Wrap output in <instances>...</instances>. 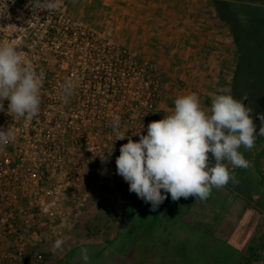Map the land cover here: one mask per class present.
<instances>
[{"label": "built area", "instance_id": "2783aa9c", "mask_svg": "<svg viewBox=\"0 0 264 264\" xmlns=\"http://www.w3.org/2000/svg\"><path fill=\"white\" fill-rule=\"evenodd\" d=\"M0 42L15 45L44 79L38 117L0 111V129L16 137L0 145V264H24L45 228L64 227L119 181L116 158L128 139L115 141L113 119L133 141L146 135L160 120L164 68L74 17L65 0L37 8L0 0Z\"/></svg>", "mask_w": 264, "mask_h": 264}, {"label": "rangeland", "instance_id": "374dc122", "mask_svg": "<svg viewBox=\"0 0 264 264\" xmlns=\"http://www.w3.org/2000/svg\"><path fill=\"white\" fill-rule=\"evenodd\" d=\"M65 2L70 14L104 30L112 38L123 39L130 30L131 22L126 13L133 4L132 0ZM228 33L231 36L229 30ZM237 38L242 48L240 71L244 75L248 69L253 70L248 74L253 86L248 95L252 100L246 101L254 109L251 115L258 131L261 122L257 114L264 113V9H252L251 15L238 18ZM231 42L237 63L233 38ZM175 88L178 87L170 84L161 87L159 105L165 112L162 114L158 107L160 120L161 116L164 118L174 110ZM187 92L195 93L207 112L206 99L204 102L197 90ZM244 95L245 92L241 97ZM244 150L240 148V151ZM245 152L252 164L250 168L231 169L232 166L228 165L236 173L244 172V179L231 186L235 187L233 190L227 186L213 189L203 205L210 207L209 216L205 219V214H201L203 219L188 220L192 226L182 227L184 233L171 245H163L158 240L160 228L164 224L182 225L180 219L174 220L171 216L166 219L158 209L153 211L151 204L134 203L115 214V209L135 199L124 183L115 187V195L98 202L99 211L93 213L92 219L96 221L91 226L75 225L79 217L76 215L64 227L45 228L38 245L28 249V261L24 264H84L81 249H87L88 264H264V136H257L255 147ZM121 179L124 181L123 177ZM192 208L196 210V206ZM112 218L115 220L108 221ZM250 248L255 252L260 248L259 255L247 254ZM37 253L41 255L39 261L35 260Z\"/></svg>", "mask_w": 264, "mask_h": 264}, {"label": "clouds", "instance_id": "9594fccd", "mask_svg": "<svg viewBox=\"0 0 264 264\" xmlns=\"http://www.w3.org/2000/svg\"><path fill=\"white\" fill-rule=\"evenodd\" d=\"M33 3L35 8L45 7L51 0ZM43 86L42 74H37L22 52L12 43L0 42V111L27 119L38 117ZM73 89L71 81L62 86L65 102ZM223 92L226 94L212 98L210 113L201 107L195 93L178 97L170 115L150 122L146 135L136 133L138 141L119 134V117L113 119L115 141L128 139L116 158V172L128 183V190L151 204L153 211L169 194L174 202L181 197L205 201L213 189H222L229 181L239 183L228 165L233 169L252 166L239 149H253L257 136H264V113L257 114L261 122L257 131L251 115L254 109L244 103L248 97L236 99L227 88ZM5 100L9 101L7 109ZM15 138L11 129H0V145ZM112 151L113 144L109 156ZM107 162L108 157H103L102 163ZM81 258L88 264L87 249H81Z\"/></svg>", "mask_w": 264, "mask_h": 264}, {"label": "crops", "instance_id": "0c3cea01", "mask_svg": "<svg viewBox=\"0 0 264 264\" xmlns=\"http://www.w3.org/2000/svg\"><path fill=\"white\" fill-rule=\"evenodd\" d=\"M134 1L132 0L133 4L126 13L131 22L130 30L123 39L117 37L113 39L139 55L158 62L164 68L163 84L178 87L175 88L177 90L175 98L187 95V91L197 90L204 102L206 99L207 112L210 113L212 98L218 94H225L223 90L230 85L236 65L232 37L226 25L217 17L212 0H137L138 3ZM160 110L162 114L165 112L159 105ZM124 183L128 190V183L122 179L110 181L107 196L115 195V187H120ZM130 194L135 199L115 209V214L123 207L126 209L134 203L149 205L138 199L134 192ZM167 199H171L170 194ZM167 199L159 206L158 213L163 214L166 219H171L169 216L174 220L180 219L182 225L176 223L162 225L157 238L163 245L174 243L175 239L184 233L185 228L182 227L192 226L188 220L196 221L197 218L204 217L206 219L211 212L210 207H203L204 201H195L194 197L188 199L181 197L176 202H166ZM100 200L92 203L86 212L80 214L78 222L74 224L80 227L94 224L96 220L92 219V215L99 211L97 204ZM191 202L195 203L191 205ZM192 206H196L195 211L192 210ZM201 214H205L204 217ZM114 220L112 218L108 221Z\"/></svg>", "mask_w": 264, "mask_h": 264}, {"label": "trees", "instance_id": "16d2710c", "mask_svg": "<svg viewBox=\"0 0 264 264\" xmlns=\"http://www.w3.org/2000/svg\"><path fill=\"white\" fill-rule=\"evenodd\" d=\"M212 3H213V7L215 9L217 17L219 18L220 21H222L228 27V30L231 33V36L234 40V43H235V46L237 49V56H238L237 57V63H236V67L234 70L232 80L230 82L231 94L233 95L234 98L240 99L242 93L245 92L244 96H247L248 100H252V97L248 95V91H250V89L253 88V86L250 83L248 74L251 73V71H253V70L248 69L246 71V73L243 75L239 69V63L241 61L240 58L242 56V48H241V45H240L238 38H237L238 18L241 17V15H251L252 9H254V10L264 9V0H212ZM66 10L69 12L67 7H66ZM89 25H91V24H89ZM92 26H94V25H92ZM94 27H96V26H94ZM241 86L243 88H244V86H246L244 88L245 90H243V88L240 89ZM251 94L253 95V93H251ZM244 103H245L246 107L249 106V105H247L246 100L244 101ZM239 151H240V149H239ZM240 152L244 155L245 159L249 160L247 158V154H246L245 150L240 151ZM209 156L211 158V154H209ZM250 159L253 160L254 158L251 157ZM231 169H233V168H231ZM231 169H229V171L233 172V170H231ZM234 173H235V175L239 181L244 179V172L243 173L234 172ZM233 185H235V184H233L231 181H229L227 187H231ZM231 188L233 190L235 187H231ZM170 201H172V199H167L166 202H170ZM262 246H264V243ZM250 252L253 253L254 257L258 256L260 253V248L256 252L250 248L248 250L247 254H249ZM27 261H28V258L26 257L25 262H27Z\"/></svg>", "mask_w": 264, "mask_h": 264}]
</instances>
